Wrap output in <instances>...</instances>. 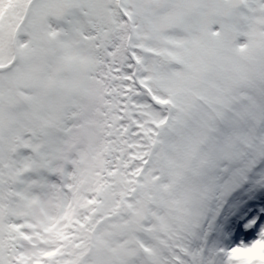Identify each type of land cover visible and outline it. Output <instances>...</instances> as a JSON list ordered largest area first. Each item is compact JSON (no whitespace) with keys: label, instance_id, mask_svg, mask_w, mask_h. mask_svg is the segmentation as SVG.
I'll use <instances>...</instances> for the list:
<instances>
[{"label":"rangeland","instance_id":"1","mask_svg":"<svg viewBox=\"0 0 264 264\" xmlns=\"http://www.w3.org/2000/svg\"><path fill=\"white\" fill-rule=\"evenodd\" d=\"M29 1L0 0L2 65ZM83 6L66 21L36 0L16 37L35 77L0 72V264L40 247L28 231L14 233L16 256L2 247L24 184L9 165L20 149V174L33 141L55 194L46 210L69 171L73 195L90 197L67 234L66 221L55 229L62 250L36 264H264V0Z\"/></svg>","mask_w":264,"mask_h":264},{"label":"bare ground","instance_id":"2","mask_svg":"<svg viewBox=\"0 0 264 264\" xmlns=\"http://www.w3.org/2000/svg\"><path fill=\"white\" fill-rule=\"evenodd\" d=\"M129 86V84L127 85ZM31 153L34 160L29 162L28 166L20 173L17 174L18 162L21 160V150H18V155H16L9 165L8 175L16 186H19V181H24L19 194L15 196L16 199L9 200L7 204V216L4 223V231L2 238V247L8 246L9 254L16 256L17 253L14 252L15 247V232L28 231L29 236L34 237L35 241L38 242L37 245L40 247L38 249L29 251L27 256L22 255L18 258V264H36L39 261L50 258L55 254H58L62 250V243L54 239V231L58 228L60 222H65L61 233L63 235L68 233V226L70 224V216L80 217L78 212V207L82 206V203L87 202L90 197L86 195V190H79V186H76L77 195L74 196L70 190V181L72 180V172L69 171L65 175V181L59 180V188L66 194L60 196L52 201H54V207L46 210L45 205L51 200L55 194L54 192L46 191L41 188V184L45 185L49 183L51 175L45 174L43 171V164L40 167L36 163L37 154L39 152L38 141L30 142ZM62 155H65L64 150H60ZM39 168V169H38ZM42 190V196L36 195L37 190ZM16 202V204H15ZM37 203L39 207V214L35 215L33 209V203ZM68 211L70 213L68 214ZM73 212L75 214H73ZM68 214V215H67ZM56 216L67 218V220L56 221ZM36 217V218H35ZM55 221V222H54ZM32 239V238H30ZM45 246V247H44Z\"/></svg>","mask_w":264,"mask_h":264},{"label":"trees","instance_id":"3","mask_svg":"<svg viewBox=\"0 0 264 264\" xmlns=\"http://www.w3.org/2000/svg\"><path fill=\"white\" fill-rule=\"evenodd\" d=\"M40 2L44 3L47 7V15L51 19L56 18H63L66 20L75 13H80L83 10L84 6L83 3L85 0H40ZM59 13V14H57ZM40 34L45 36L42 32L33 31L30 39V43L35 46L37 41V35ZM48 44H47V52L44 54L43 61L48 62V59L53 51V46H55V38L47 37ZM36 55H32L27 49L19 48V58L17 64L12 69L16 71L18 77V83L22 84L25 80H31L35 77L34 69H37L35 64ZM6 62V60L4 61ZM45 68V67H44ZM16 77V78H17ZM48 82L45 84H40V87H45L44 92H48L49 94L55 95L57 92L61 90V86L58 83H53L54 88L49 89ZM44 99V98H43ZM48 100V99H47ZM46 103V101H45Z\"/></svg>","mask_w":264,"mask_h":264},{"label":"water","instance_id":"4","mask_svg":"<svg viewBox=\"0 0 264 264\" xmlns=\"http://www.w3.org/2000/svg\"><path fill=\"white\" fill-rule=\"evenodd\" d=\"M36 0H30L25 8V12H24V15L22 17V19L20 20L17 28L15 29L14 31V35H13V38H12V46H13V58L12 60L10 61V63L8 64H3V65H0V71H7L9 69H11L17 62L18 60V55H19V48H18V45H17V35L18 33L20 32L24 22L27 20V18L29 17L30 15V12H31V9H32V6L34 4Z\"/></svg>","mask_w":264,"mask_h":264}]
</instances>
